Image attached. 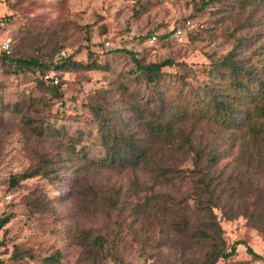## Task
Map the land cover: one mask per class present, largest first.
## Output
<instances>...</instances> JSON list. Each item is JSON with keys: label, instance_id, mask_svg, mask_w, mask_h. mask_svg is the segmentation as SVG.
Returning a JSON list of instances; mask_svg holds the SVG:
<instances>
[{"label": "rangeland", "instance_id": "obj_1", "mask_svg": "<svg viewBox=\"0 0 264 264\" xmlns=\"http://www.w3.org/2000/svg\"><path fill=\"white\" fill-rule=\"evenodd\" d=\"M238 36L264 41V0H0V50L10 39L13 57L44 63L57 81L56 92H46L40 72L0 67V219L13 215L0 231L2 264H202L212 246L224 243L228 252L237 241L264 257V142L204 121L153 139L133 118L195 109L194 96L180 102L175 90L214 85L207 73ZM68 59L84 67L62 64ZM135 61L173 66L162 69L166 81L148 85ZM113 130L147 147L146 164L92 163L104 157L102 137ZM70 139L83 158L68 151ZM45 159L60 176L51 169L9 188L11 175ZM203 181L213 185V203L234 213L229 220L212 207L216 242L193 235L206 228L195 200L212 206ZM254 213L259 229L247 218ZM183 215L187 236L174 230ZM98 236L95 255L88 243ZM215 264L261 262L237 246Z\"/></svg>", "mask_w": 264, "mask_h": 264}, {"label": "trees", "instance_id": "obj_2", "mask_svg": "<svg viewBox=\"0 0 264 264\" xmlns=\"http://www.w3.org/2000/svg\"><path fill=\"white\" fill-rule=\"evenodd\" d=\"M247 3L243 5L246 6ZM203 6H207L204 4ZM202 7V8H205ZM165 37V36H164ZM163 37V38H164ZM136 62L137 70L143 75L144 81L148 85H156L158 82L166 81V75L162 72L165 67H172L173 63L171 61H164L156 64L142 65L139 61ZM66 66H80L84 67L80 63H76L71 59L63 62ZM56 64L54 69L61 66ZM15 69L30 68L33 71H38L42 76H49L45 69L44 63L39 62L34 59H21L12 56V43L10 45L9 52L0 50V67L12 66ZM94 64H87V68H92ZM218 75V77L216 76ZM174 76H172L173 78ZM207 77L215 82L214 85L206 84L203 87L196 88L194 92L190 91L188 93L185 91V87H181L180 90H175V93L179 95L181 99L180 102H185L187 96L195 97V109H189L188 105H184L182 109H175V112L167 111L166 114L159 113L158 115L144 113H137L135 118L136 122H144V128L147 134L151 138L159 136H169L175 137V133L178 130H174L172 127L175 124L184 125L187 122L208 123L217 126L223 130L234 132L239 130L242 134L246 135L249 139L251 138L258 144L264 142V41L260 37H252L251 39L243 36H238L235 39L232 49L226 54L221 61L215 63L211 71L207 73ZM217 77V78H216ZM56 80V79H55ZM42 81V79H41ZM50 82V85H44V82ZM43 83L39 81V87L44 89L46 92H56L53 85V77L51 79L44 81ZM217 83V84H216ZM41 85V86H40ZM54 86V85H53ZM172 87V86H171ZM0 86V90H1ZM192 92V93H191ZM21 106V105H20ZM18 105L15 106L18 114H22L21 108ZM24 117V115H23ZM163 122V125H152L149 120L151 119ZM26 118H24L25 120ZM28 125V120L25 121ZM28 127L38 136L43 135L42 126L28 125ZM39 128V129H37ZM179 129V128H178ZM47 132L52 137L61 136L57 130L47 128ZM102 151L104 152V157L99 159L97 162L92 161L93 164H97L100 167L113 168L114 166H129L134 167L138 163L143 164L147 162V147L143 143H139L135 140L134 135L123 136L121 131H109L103 134L102 137ZM71 140V139H70ZM79 140V139H78ZM72 144L68 147V151H73L75 156L84 157V154L76 150V145L78 144L77 139L71 140ZM81 153V155H79ZM214 157H211L212 160ZM52 162V163H51ZM47 164L50 167H47ZM52 164V165H51ZM42 167H37L32 170H25L22 173L14 174L10 176L9 188L18 187L20 182L38 177L48 175V171L56 172V176H60L56 170L53 169V160L45 159L41 165ZM167 172L168 171H163ZM163 174V173H162ZM60 178V177H59ZM52 179H50L51 181ZM57 180V177H56ZM203 192L208 193L210 200L212 198V183L204 182ZM135 187H140L141 185L138 181L135 182ZM142 191V190H141ZM212 206H207L200 201L195 200L196 207L199 212L204 214L203 225L205 229H199L193 235L205 238L207 241L216 242L220 240L219 235L221 233V228L217 223L216 216L213 214L212 207L218 208L222 212V216L227 219H233L234 213L230 214L228 209L220 207L217 203L210 201ZM185 211H189L188 208ZM236 214V213H235ZM13 215H8L0 219V231L10 222ZM251 225H255V229H259L257 226L261 223L262 219L258 217L257 214H251L247 217ZM264 223V222H262ZM174 230L182 235L187 236L190 233L189 220L188 217L183 215L180 224H176ZM211 233H209V232ZM104 240L98 236L94 239L92 243L97 246L95 255L97 251L101 250L103 247ZM81 244L83 241L80 242ZM243 246L246 252L261 264H264V257L256 254L246 243L243 241H237L232 244L230 250L226 252L224 250V243L221 246H212L210 253L205 257L202 264H215L219 259H229L236 253V247ZM83 247H86L83 243ZM88 249V247L86 248ZM92 254V250L87 251ZM52 264L57 263V259L52 258L50 261ZM0 264H2V259H0Z\"/></svg>", "mask_w": 264, "mask_h": 264}, {"label": "built area", "instance_id": "obj_3", "mask_svg": "<svg viewBox=\"0 0 264 264\" xmlns=\"http://www.w3.org/2000/svg\"><path fill=\"white\" fill-rule=\"evenodd\" d=\"M10 45H11V40L10 39H6L3 43H2V45H1V49L3 50V51H5V52H9V50H10ZM49 79H51V77H49V76H45L44 77V81H47V80H49ZM56 84L57 83V81L55 80V81H53V84Z\"/></svg>", "mask_w": 264, "mask_h": 264}]
</instances>
